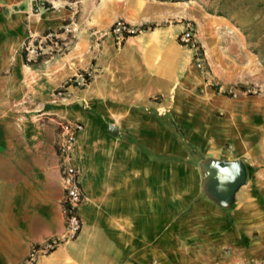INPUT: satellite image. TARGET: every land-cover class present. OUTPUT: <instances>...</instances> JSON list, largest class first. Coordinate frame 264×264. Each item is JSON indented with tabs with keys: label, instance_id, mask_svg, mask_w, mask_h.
Returning <instances> with one entry per match:
<instances>
[{
	"label": "rangeland",
	"instance_id": "obj_1",
	"mask_svg": "<svg viewBox=\"0 0 264 264\" xmlns=\"http://www.w3.org/2000/svg\"><path fill=\"white\" fill-rule=\"evenodd\" d=\"M54 1H61L60 5L36 0L33 7L51 11L56 6L71 13L63 22L72 30L68 44L74 39L75 23L97 0ZM148 1L173 6L174 17L163 24H189L195 44L182 45L178 35L177 43L189 61L184 60L170 78L159 82L157 93L143 96L140 104H131L132 109L123 111L120 120L99 117L109 140L116 138L110 136L109 126L121 130V138L115 141L121 142L118 149L124 152L118 158L119 166H141L143 170V213L140 222L131 224L136 239L94 245L112 251L111 259L117 264H167V250L173 252L168 264H203L214 259L216 264H264V230L260 228L264 225V0ZM133 27L139 34L155 24ZM149 38L157 40L160 34L154 30ZM58 88L53 102L68 99V95L57 97ZM30 115L40 130L43 126L56 131V124L66 121L47 110L31 111ZM21 129L14 136L19 156L6 161L13 166H31L34 160L22 155L21 148L27 142L31 147L40 137L32 138L34 128ZM4 144L0 140V149ZM237 161L245 167L246 182L239 188L236 203L226 209L208 208L203 202L208 195L203 166ZM234 207L242 213L237 226L230 217ZM114 226L118 233L123 231V224ZM241 231H246L248 238H241ZM76 242L61 245L73 247ZM55 254L43 259L51 260ZM64 264H73L69 255Z\"/></svg>",
	"mask_w": 264,
	"mask_h": 264
},
{
	"label": "crops",
	"instance_id": "obj_2",
	"mask_svg": "<svg viewBox=\"0 0 264 264\" xmlns=\"http://www.w3.org/2000/svg\"><path fill=\"white\" fill-rule=\"evenodd\" d=\"M49 1L47 3H51ZM35 2L0 0V140L5 143L0 149L1 264L19 261L23 264L33 246L64 234L62 183L53 147L57 131L43 126L40 130L30 115L31 111L44 110L59 119L80 122L84 126L77 136L72 159L81 170L84 198L78 209L82 229L76 244L73 247L60 245L51 260L43 258L53 253L39 257L37 264H64L68 255L73 264L80 261L117 264L111 259L112 251L105 252L102 244L94 243L138 237L131 224L142 218L143 170L141 166H119L118 158L124 152L118 149L121 142L115 141L121 138V130L118 128V136L109 140L101 130L99 117L120 120L123 111L132 109L131 104H140L143 96L157 93L158 83L170 78L176 68L183 66L184 60L189 61L188 54L184 58V48L177 43L183 24H163L175 14L173 6L165 2L105 0L99 4L97 0L96 6L91 10L88 7L84 18L75 23L74 39L66 43L63 53L26 62L23 43L27 38H39L49 32L64 38L61 27L72 17L71 13L55 9L56 6L51 11L35 10ZM59 2L53 0L52 3L60 5ZM120 20L129 24L130 20H135L132 26L153 23L155 27L140 31L143 39L137 33L116 48L113 40L103 34ZM154 30L160 34L157 40L149 38ZM89 68L94 73L85 88H70L68 99L53 102L54 91L65 80ZM22 127L34 128L32 138L40 137L31 147L27 142L21 148L22 155L34 160L33 165L25 167L6 161L19 156L14 136L23 131ZM153 143L156 145L155 141ZM238 193L239 189L231 204L236 203ZM203 202L211 209L230 207L221 206L209 194ZM241 215L240 209L231 210L233 226H237ZM115 223L123 224L121 233L115 230ZM260 228L264 230V225ZM240 235L248 238L246 231H241ZM172 253L167 250V264ZM97 260L99 263L94 262ZM215 262L214 259L203 264Z\"/></svg>",
	"mask_w": 264,
	"mask_h": 264
},
{
	"label": "built area",
	"instance_id": "obj_3",
	"mask_svg": "<svg viewBox=\"0 0 264 264\" xmlns=\"http://www.w3.org/2000/svg\"><path fill=\"white\" fill-rule=\"evenodd\" d=\"M179 34V41L186 47H194V31L189 24L183 27ZM61 34L65 38L53 32L46 33L39 38H27L23 43V53L26 62H37L38 60L61 54L67 48V37L72 34L68 25L63 26ZM137 34V29L131 24L120 20L114 22L103 36H109L116 48H120L127 38ZM94 70L80 72L65 80L57 90V97L67 96L70 88L83 89L91 81ZM57 138L55 142L56 155L58 159V170L62 183L63 196L61 200V212L64 218L63 238H53L42 245L33 246L23 264H37L39 257L53 253L62 243L76 240L82 229V221L78 214L79 206L83 201V190L80 182V169L73 164V154L78 134L84 126L80 122L59 121L57 124Z\"/></svg>",
	"mask_w": 264,
	"mask_h": 264
},
{
	"label": "water",
	"instance_id": "obj_4",
	"mask_svg": "<svg viewBox=\"0 0 264 264\" xmlns=\"http://www.w3.org/2000/svg\"><path fill=\"white\" fill-rule=\"evenodd\" d=\"M112 137L118 136V128H108ZM207 193L221 206H229L236 191L246 182V170L242 162H218L203 166Z\"/></svg>",
	"mask_w": 264,
	"mask_h": 264
},
{
	"label": "trees",
	"instance_id": "obj_5",
	"mask_svg": "<svg viewBox=\"0 0 264 264\" xmlns=\"http://www.w3.org/2000/svg\"><path fill=\"white\" fill-rule=\"evenodd\" d=\"M142 30H147V28H143Z\"/></svg>",
	"mask_w": 264,
	"mask_h": 264
}]
</instances>
